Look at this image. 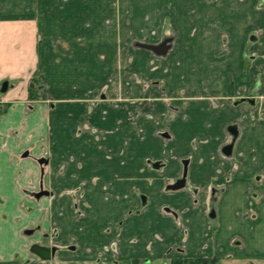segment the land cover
I'll return each instance as SVG.
<instances>
[{"label":"crops","instance_id":"obj_1","mask_svg":"<svg viewBox=\"0 0 264 264\" xmlns=\"http://www.w3.org/2000/svg\"><path fill=\"white\" fill-rule=\"evenodd\" d=\"M257 4L0 0V83L9 82L8 90L0 92V264H52L29 258L24 245L34 236L27 228L51 230L55 222L63 230L59 242L79 238V249L64 255V264H110L112 255L99 259L97 251L118 233L122 256L117 264L133 259L164 264L165 258L182 256H216L217 264H264V0H259V9ZM167 22L176 36L166 56L157 58L134 45L138 34L158 43L157 34ZM255 26L259 71L247 73L243 54ZM223 35L231 44L228 54L221 53ZM130 73L152 85L144 89ZM258 75L259 118L256 111L255 120L243 115L240 123L241 111L245 114L249 108L244 105L240 111L227 97L234 88L254 87ZM34 77L39 93L31 97ZM106 85L113 95L115 88L127 96H160L165 91L171 100L154 101L146 110L159 128H168V142L154 135V128L136 133L123 108L98 103L90 109L86 96H96ZM85 120L94 128L79 132ZM235 122L240 133L229 158L221 155V145ZM45 147L53 157L43 183L54 196L25 201L28 185L43 179L36 157ZM166 155L171 176L182 166L178 156L191 157L187 181L202 189L197 205L186 189L164 192L160 171L150 175L152 183L146 182V160ZM234 163L238 171L218 199L217 228L212 232L206 187L219 168L223 173L217 178L223 180ZM82 182L90 209L76 220L65 208L69 196L61 197V190ZM136 186L148 195L140 213L135 212L140 204ZM254 188L259 204L251 214L248 192ZM162 207L182 213L189 226L185 240L175 217L161 212ZM155 233L162 239L154 241ZM236 238L241 244L232 243ZM182 241L185 251L180 250Z\"/></svg>","mask_w":264,"mask_h":264},{"label":"rangeland","instance_id":"obj_2","mask_svg":"<svg viewBox=\"0 0 264 264\" xmlns=\"http://www.w3.org/2000/svg\"><path fill=\"white\" fill-rule=\"evenodd\" d=\"M257 5H258L257 9H259V0H258ZM221 26H223V25H221ZM162 27H163V31L161 30V32L159 31L157 34L158 40H160L158 43H156V44L150 43L147 40L146 36L138 34V35H135L134 45L138 48L147 49L148 51L150 50L152 52V54L157 58H159V57L161 58V57L166 56L174 44L176 31L174 30V26L172 24H169L168 22L165 23L164 26L162 25ZM221 28L223 29V27H221ZM248 34H249L248 37L250 40L248 42H249V44L250 43L251 44L247 47L246 52L243 54V60L245 62L244 63L245 68L243 71L247 72V73L250 71H253V70L259 71V26L253 27V29ZM164 42L168 45V48L164 53H161L158 50H153V49L146 47V45L159 46ZM222 43H223V45L221 47V49H222L221 53L228 54L229 50L231 48V44H230L228 35L227 36L223 35ZM252 43H253V45H252ZM251 47H254V48H251ZM253 72H255V71H253ZM130 74H131L132 80L138 84L141 83L144 89H147L152 85V84L148 83L146 80L143 81V79L141 77H139V75H137V73H130ZM258 81H259V75L256 76V84L254 85V87H250V86L246 85L245 89L242 88V89H240V91L239 90L236 91L234 88V89H232L231 94L228 95V97H227V100L232 101L236 107H240V111H241V106L246 105V107L249 108L248 109L249 111L248 112L246 111L245 114L243 113V111H241V114L239 117L240 123H241L242 119H244L243 115L245 117L246 116L252 117L253 120H255L256 117L254 116L255 115L254 112H256V111H258V118H259V105L258 104L256 105V102L259 101V92H257V90H258L257 82ZM110 91H112V89H110V87L108 85H106L97 92L96 96H93V97H91L90 95L86 96L87 99H85V103H87V105L90 109L94 108L95 105L98 103H106V105H107V106H105L106 108L112 107L115 110H119V109L122 110V108H123L125 112H129V114H127L128 121H129L130 125L135 129L136 133H138V132L141 133V131L145 127H148L150 129L154 128V131H155L154 135L163 139L164 142H168V140L170 138V135H169L170 131L168 130V128L165 126H161L162 128H159V126H160L159 121L157 119H155V116L148 115V110H146V108L147 109L150 108V105H152L154 101H157V100H162L163 102L170 101L171 97L165 91H162L160 96H151V95L150 96H137V95L127 96V95H123V93H121V90L119 88L114 89V91L117 94L113 95L110 93ZM129 105L131 106L130 108H129ZM106 108L103 109L104 114H106V112H107ZM173 117H175V113H172L171 118H173ZM164 121L166 123V119ZM79 128H80L79 132H81L82 129H86V130L88 129L89 131H91L94 127L89 125L87 123V121L85 120V121H83V124ZM227 130H228L227 138H225V142L221 145V148H222L221 149V155H223L225 157L232 158L233 147H234L235 142L238 138V134L240 133L238 122H235L234 124H232L229 127V129L227 128ZM187 155L191 156V153H189ZM240 156L241 155H239V157ZM52 157H53L52 151H50V149L48 147H45V148H43L42 153L38 157H36V159L38 160L40 158H44V159L51 161ZM166 157L164 156L161 159L148 158V160H146V165H147L146 167H148V169H146V170L149 173L147 175L146 182L152 183L153 178L150 177V175L154 176L156 171H160L159 173L161 174V177L163 176L162 181L164 182L163 183V191L169 194L172 192L183 190V189H180V190L176 189V191H175V189H173L172 186L175 185L176 183L182 181V180L183 181L188 180V171H189V169H188L189 164L188 163H189V160L191 159V157L184 156V158H183L182 156H178L176 158V160L179 161L182 166H180L178 171L175 172L173 174V176H171L170 174H167V172H166V165L171 162L169 160L170 156L166 155ZM237 167H238L237 163H234L232 166V168H237ZM42 170H43L42 181L45 183V178L47 176V173L52 171V168L50 169L48 164H45V166H43ZM53 170H55V169L53 168ZM231 170H233V169H231ZM233 172L236 173L234 170H233ZM217 173L218 174L216 175L213 183L206 187V193L210 197V201H212L211 198H212V196H214L213 191H214L215 187H217V188L224 187L223 185H225L226 187L228 186V184H227L228 180L226 178H223L222 181H221V179L219 181L217 179V177L219 175H222L223 170L221 168H219ZM228 174H229V171L224 172L223 175L228 176ZM232 179H233V175H232ZM96 180H97L96 178L93 179L94 182ZM139 180L140 179L137 178V184H138ZM188 186H192V187H190V189H192V190H198V187H200V186L195 185V184H189ZM43 187L45 189L48 188L45 184H43ZM41 189H43V188H41ZM203 189H205V188H203ZM26 190L37 191L38 188L36 187L35 183H32V184L28 185ZM186 190H189V189H186ZM200 191L202 192V189H200ZM134 192H135L136 197L140 200V204L137 207V209L135 210V212L140 213L143 210L146 202L148 201V195L145 194L144 190L138 186L135 187ZM201 192H199V193H201ZM214 192L216 193V190ZM222 194H223V190L221 191L219 196H221ZM41 195H44V196H42L40 199H38V202H43L44 200L51 199L49 197L54 196L53 194H50V193H41ZM63 196H69V198L67 199L68 203L66 204L65 208L70 209V212L73 213V217L76 220L85 218V216H86L85 213L90 209V207H89L90 204L87 201L86 196H85V183L84 182L78 183L76 185H71L69 187L62 189L61 190V197H63ZM194 197H195V195H193V202H194ZM248 198H249L248 199V210L250 211L251 214L256 213L255 212L256 207L259 204V191H258V189L257 188L250 189L248 192ZM28 200H35V199L32 195L31 196L27 195L26 191H25V201H28ZM251 202H254L255 204H253ZM25 204H26V202H25ZM195 204L197 205V202H195ZM211 208L212 207L209 205L207 208V213L210 212ZM165 211H167L166 207H162L161 212L164 213ZM187 227L189 228V226H187ZM43 234H45L44 237H43ZM61 235L63 236L62 227L59 226L58 223L56 224V222H55L54 225L52 226L51 230H45L44 231V229L41 228L39 233H37L33 237H27V238L25 237L27 239L26 241L29 242V243H25V245H24L25 246V252H27V256L29 258H34V259L40 260L39 258L35 257L30 252V247L33 244L32 242H35L38 239L41 242H43L44 244L53 245L55 247L56 254H55V257L50 261V263H52V264H64V262H65V258H63L64 255L66 256V254L77 252V250L80 247V244L77 243V240L79 238L76 235H73L71 237L72 243H61V242H59V237ZM160 235H159V233H155L154 237H153L154 241L161 240L162 235H161V239H160ZM111 241H114V243H111ZM120 242H121L120 236H118L114 240L110 239V241L106 245L101 247L100 250L98 249L99 250V251H97L98 258L103 256V254L108 253V254L112 255V259H111L110 264H117L118 260L122 256V248H121ZM119 243H120V245H119ZM184 245L185 244L182 241L180 247L182 248V247H184ZM149 246H148V248H149ZM60 256H62V257H60ZM139 260H140L139 264H142L143 259H139ZM121 264H123V262H121ZM130 264H132V262Z\"/></svg>","mask_w":264,"mask_h":264},{"label":"flooded vegetation","instance_id":"obj_3","mask_svg":"<svg viewBox=\"0 0 264 264\" xmlns=\"http://www.w3.org/2000/svg\"><path fill=\"white\" fill-rule=\"evenodd\" d=\"M5 81H7V80H5ZM5 81H2L1 83H0V92L1 93H5V92H3L1 89H2V86H3V83L5 82ZM9 83V82H8ZM33 85L31 84V86L30 87H32ZM8 88H9V85H8ZM30 89V88H29ZM8 90V89H7ZM27 154V153H26ZM39 160H43V162L42 163H40L39 162ZM37 162L39 163V165H41V167L43 168V166H45V164H48L49 163V160H47V159H44V158H40V159H38L37 160ZM239 167V166H238ZM238 167L237 168H231V169H233L235 172H237V170H238ZM233 170H230L229 171V174H228V176L227 175H223V178H226L227 180H228V182H227V184H228V186H229V184L231 183V181H232V175L234 174V172H233ZM42 173H43V170H42ZM218 179V181H219V178H217ZM222 181V180H221ZM180 182H183L184 183V185L182 186V187H180V188H176L177 190H180V189H189L188 191L191 193V196H192V199H193V195H195V197H194V204H195V202H197V204L199 203V192H201L200 191V187H198V190H192V189H190V187H192V186H188L189 185V183H188V181H180ZM36 184V187L38 188V190L37 191H35V190H30V191H28V190H26V194L27 195H29V196H33L34 197V199L35 200H38V199H40L42 196H44V195H41V196H37V194H39V193H50V194H53L54 195V193L50 190V189H45L44 187H43V181H42V179H41V181L40 182H38V183H35ZM224 187H219V188H217V187H215V189H214V191L216 190V193L213 191V195L214 196H212V201H210V206L212 207L211 209H210V212L208 213V218H209V221L210 222H212V232H214L215 230H216V228H217V224L215 223L216 221H217V219H218V208H217V203H218V199H219V195H220V193H221V191L223 190V192L226 190V188L228 187H226L225 185H223ZM41 188H43V189H41ZM200 188V189H199ZM176 189H175V191H176ZM251 203H253V204H255L254 202H251ZM196 205V204H195ZM166 209H167V211H165L164 213H167V214H171L173 217H175V219H176V223H177V226H178V228L183 232V235H184V240L187 238V236H188V234H189V228L187 227V225L185 226V224L183 223V216H182V213H179V212H177V211H175V210H173L171 207H166ZM212 214H214V217H212L211 215ZM85 215H86V213H85ZM40 229H41V227L40 226H38V225H36V226H33V227H30V228H27L26 229V231L28 232V234H29V236H31V235H36L37 233H39V231H40ZM44 235L45 234H43V237H44ZM120 234L118 233L115 237H113V239H111V240H114L115 238H117L118 236H119ZM159 235H160V233H159ZM160 239H161V235H160ZM135 242V241H137L136 239H133L132 240V242ZM184 242V241H183ZM111 243H114V241H111ZM232 243L233 244H235V245H239V244H241V240L239 239V238H236V239H234V241H232ZM36 246V249L37 250H40V248L41 247H50V248H52L54 251L52 252V254H51V258L50 259H42L41 257H40V255L39 254H37L36 252H33L32 250H31V248L33 247V246ZM151 248V246H149V248L148 249H150ZM180 250L181 251H185V245H184V247H180ZM30 252L35 256V257H37V258H39L41 261H51L54 257H55V254H56V249H55V247L53 246V245H49V244H44L43 242H41L40 240H36L35 242H33V244L31 245V247H30ZM198 257H216V256H198ZM198 257H174V258H165L164 259V264H172L173 263V261L174 260H176V259H184V258H188V259H192V258H198ZM218 258V257H217ZM219 259V258H218ZM147 261H150V259H145V260H143L142 261V264H145V262H147ZM140 263V260L139 259H133L132 260V264H139Z\"/></svg>","mask_w":264,"mask_h":264},{"label":"water","instance_id":"obj_4","mask_svg":"<svg viewBox=\"0 0 264 264\" xmlns=\"http://www.w3.org/2000/svg\"><path fill=\"white\" fill-rule=\"evenodd\" d=\"M146 47H148L150 49H153V50H158L159 52L164 53L167 50L168 45L164 42V43H162L159 46L146 45ZM8 85H9L8 81H5L3 83V86H2L1 90L3 92L7 91ZM39 162L42 163L43 160H39ZM183 185H184L183 182H178L175 185H173L172 187H173V189H176V188L182 187ZM37 196H41V193L37 194ZM211 216L214 217V214H212ZM31 250L33 252H36L37 254H39L42 259H50L51 258V254L54 251L50 247H41L40 250H37L35 245L31 248Z\"/></svg>","mask_w":264,"mask_h":264},{"label":"trees","instance_id":"obj_5","mask_svg":"<svg viewBox=\"0 0 264 264\" xmlns=\"http://www.w3.org/2000/svg\"><path fill=\"white\" fill-rule=\"evenodd\" d=\"M32 87H30V96L32 97L33 93H39L38 84L36 81V77L32 80ZM217 257H198V258H184V259H176L172 264H217Z\"/></svg>","mask_w":264,"mask_h":264}]
</instances>
